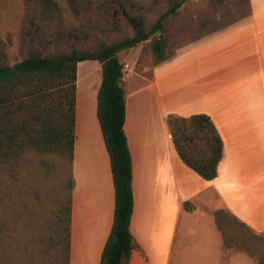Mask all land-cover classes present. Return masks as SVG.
<instances>
[{
    "label": "trees",
    "instance_id": "16d2710c",
    "mask_svg": "<svg viewBox=\"0 0 264 264\" xmlns=\"http://www.w3.org/2000/svg\"><path fill=\"white\" fill-rule=\"evenodd\" d=\"M191 0H23L20 60L0 36V264H71L78 65L98 62L97 117L111 160L115 214L100 264H130L133 160L125 133V72L119 53L164 30ZM159 59H165L161 43ZM181 160L218 177L223 139L207 114L170 116ZM188 212L194 210L185 202ZM224 246L264 264V237L225 209L214 213Z\"/></svg>",
    "mask_w": 264,
    "mask_h": 264
},
{
    "label": "crops",
    "instance_id": "0c3cea01",
    "mask_svg": "<svg viewBox=\"0 0 264 264\" xmlns=\"http://www.w3.org/2000/svg\"><path fill=\"white\" fill-rule=\"evenodd\" d=\"M228 1L226 14L241 10L237 20L184 46L172 39L173 56L154 67L149 88L155 112L133 104L144 89L131 102L126 93L134 193L130 229L139 246L130 264L163 263L173 250L181 212L198 217L207 207L214 216L225 208L264 234V0ZM129 82L125 75L123 88ZM167 92L178 96L168 105ZM201 100L204 108L198 110ZM201 113L211 117L224 142L213 181L181 160L168 124L170 116ZM75 136L71 264H100L114 223L115 188L96 102L82 113L76 106ZM185 202L195 206L192 212Z\"/></svg>",
    "mask_w": 264,
    "mask_h": 264
},
{
    "label": "rangeland",
    "instance_id": "374dc122",
    "mask_svg": "<svg viewBox=\"0 0 264 264\" xmlns=\"http://www.w3.org/2000/svg\"><path fill=\"white\" fill-rule=\"evenodd\" d=\"M229 7L228 0L188 1L175 15L164 21V30L161 33L155 34L136 47L119 53L118 57L121 63L130 64L131 71L127 74V77H130V82L123 84L130 102L137 94L136 92L144 89V93L133 98V104L137 101L138 105L145 106L149 110L154 107L149 88L156 77L154 67L161 63L156 52L158 43H161L164 49V56L167 59L171 58L173 56L172 39H177L179 45L184 46L203 39L212 28L237 20L241 15V10L228 15L226 11ZM23 16V0H0V36L5 41L9 37L13 40V44L9 46L11 64L20 60L18 41ZM81 64L78 69L77 81L79 79V85L77 86L76 106L82 113L84 109L91 107L95 102L97 105L98 90L102 82V67L98 62L93 61ZM91 74L92 76H90ZM191 91L192 88L185 93ZM176 94H179V90L176 91ZM178 96L171 92L163 94L167 105L172 103L171 97ZM195 108L198 110L204 108L203 101L195 104ZM156 118L159 119L158 116ZM203 209L198 217L182 216L184 213L181 212L180 226L173 250L168 256L163 255L162 264H257V258L250 257L239 250L227 249L224 246L222 235L215 226L212 210L210 211L207 207ZM259 235L264 237V234Z\"/></svg>",
    "mask_w": 264,
    "mask_h": 264
},
{
    "label": "built area",
    "instance_id": "2783aa9c",
    "mask_svg": "<svg viewBox=\"0 0 264 264\" xmlns=\"http://www.w3.org/2000/svg\"><path fill=\"white\" fill-rule=\"evenodd\" d=\"M123 71L125 72V75H127L131 69L129 64H124Z\"/></svg>",
    "mask_w": 264,
    "mask_h": 264
}]
</instances>
